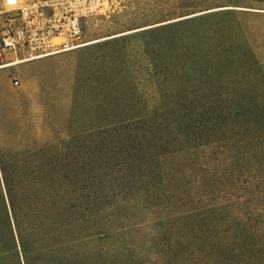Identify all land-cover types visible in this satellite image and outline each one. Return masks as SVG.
Segmentation results:
<instances>
[{"label":"rangeland","instance_id":"obj_1","mask_svg":"<svg viewBox=\"0 0 264 264\" xmlns=\"http://www.w3.org/2000/svg\"><path fill=\"white\" fill-rule=\"evenodd\" d=\"M67 1L82 46L0 69V264H264V120L229 148L182 132L264 112V0ZM131 139L152 169L115 166Z\"/></svg>","mask_w":264,"mask_h":264},{"label":"built area","instance_id":"obj_2","mask_svg":"<svg viewBox=\"0 0 264 264\" xmlns=\"http://www.w3.org/2000/svg\"><path fill=\"white\" fill-rule=\"evenodd\" d=\"M15 0L16 7L0 11V66L9 55L36 53L46 56L80 45L83 35V13L62 7L67 0ZM54 7L52 12L47 7ZM1 14H5L3 17ZM11 15V16H8ZM14 61H9V63ZM18 84V80L15 81Z\"/></svg>","mask_w":264,"mask_h":264},{"label":"trees","instance_id":"obj_3","mask_svg":"<svg viewBox=\"0 0 264 264\" xmlns=\"http://www.w3.org/2000/svg\"><path fill=\"white\" fill-rule=\"evenodd\" d=\"M196 115L197 117L194 118V125H189L182 131L184 135L190 134L194 138L199 139L198 143H192L191 149L229 148L230 143L237 141L240 135H245V142H247L254 133L253 126L258 117L264 120V112L259 113L254 110L209 109L199 111ZM179 130L181 129L179 128ZM172 137L176 138V136L170 134V142H172ZM163 142H165V144H163ZM157 144H151L152 146H149L152 148H158L159 146L165 147L161 152L154 150L156 159H159V161H168L170 153L166 152H169L170 144H166L163 138L160 141V145ZM234 147L241 148L240 143L236 142ZM147 150L148 149L141 141L136 143L135 139H131L130 141L127 140V142L121 143L119 151L114 150L113 154L111 152L110 154L113 156H120L115 157V160L120 159V161L114 163L115 166H125L133 169V171L144 168L152 169L153 164L151 163L155 158H148ZM159 164L162 166L164 162H160Z\"/></svg>","mask_w":264,"mask_h":264},{"label":"bare ground","instance_id":"obj_4","mask_svg":"<svg viewBox=\"0 0 264 264\" xmlns=\"http://www.w3.org/2000/svg\"><path fill=\"white\" fill-rule=\"evenodd\" d=\"M79 46H82V44L79 45ZM79 46H78V47H79ZM36 57H41V56H36ZM21 62H22L21 60H17V61L11 62V63L4 64V65L0 66V68L9 67V66L15 65V64H17V63H21Z\"/></svg>","mask_w":264,"mask_h":264},{"label":"crops","instance_id":"obj_5","mask_svg":"<svg viewBox=\"0 0 264 264\" xmlns=\"http://www.w3.org/2000/svg\"><path fill=\"white\" fill-rule=\"evenodd\" d=\"M35 58V57H34ZM0 69H2V68H0Z\"/></svg>","mask_w":264,"mask_h":264}]
</instances>
